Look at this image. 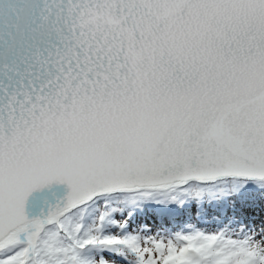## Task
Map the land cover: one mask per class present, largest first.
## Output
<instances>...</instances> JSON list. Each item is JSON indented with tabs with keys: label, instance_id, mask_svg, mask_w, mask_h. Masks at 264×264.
I'll use <instances>...</instances> for the list:
<instances>
[{
	"label": "snow or ice",
	"instance_id": "obj_1",
	"mask_svg": "<svg viewBox=\"0 0 264 264\" xmlns=\"http://www.w3.org/2000/svg\"><path fill=\"white\" fill-rule=\"evenodd\" d=\"M0 264H264V0H0Z\"/></svg>",
	"mask_w": 264,
	"mask_h": 264
}]
</instances>
